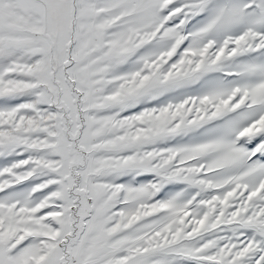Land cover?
<instances>
[{
	"label": "snow or ice",
	"instance_id": "6c2138e0",
	"mask_svg": "<svg viewBox=\"0 0 264 264\" xmlns=\"http://www.w3.org/2000/svg\"><path fill=\"white\" fill-rule=\"evenodd\" d=\"M0 264H264V0H0Z\"/></svg>",
	"mask_w": 264,
	"mask_h": 264
}]
</instances>
